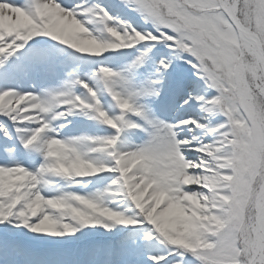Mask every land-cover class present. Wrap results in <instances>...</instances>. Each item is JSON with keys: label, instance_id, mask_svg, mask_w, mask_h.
<instances>
[{"label": "snow or ice", "instance_id": "1", "mask_svg": "<svg viewBox=\"0 0 264 264\" xmlns=\"http://www.w3.org/2000/svg\"><path fill=\"white\" fill-rule=\"evenodd\" d=\"M0 264H264V0H0Z\"/></svg>", "mask_w": 264, "mask_h": 264}]
</instances>
